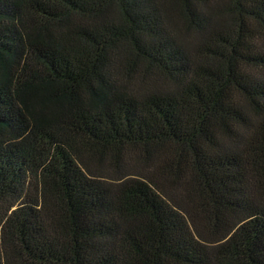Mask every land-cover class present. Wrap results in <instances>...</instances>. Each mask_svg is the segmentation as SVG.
I'll list each match as a JSON object with an SVG mask.
<instances>
[{
    "label": "trees",
    "instance_id": "trees-1",
    "mask_svg": "<svg viewBox=\"0 0 264 264\" xmlns=\"http://www.w3.org/2000/svg\"><path fill=\"white\" fill-rule=\"evenodd\" d=\"M0 264H264V0H0Z\"/></svg>",
    "mask_w": 264,
    "mask_h": 264
}]
</instances>
